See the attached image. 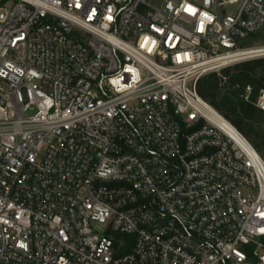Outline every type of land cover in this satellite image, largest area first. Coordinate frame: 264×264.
<instances>
[{"label":"built area","instance_id":"built-area-1","mask_svg":"<svg viewBox=\"0 0 264 264\" xmlns=\"http://www.w3.org/2000/svg\"><path fill=\"white\" fill-rule=\"evenodd\" d=\"M152 1L0 0V264H264V159L196 89L264 0Z\"/></svg>","mask_w":264,"mask_h":264},{"label":"trees","instance_id":"trees-1","mask_svg":"<svg viewBox=\"0 0 264 264\" xmlns=\"http://www.w3.org/2000/svg\"><path fill=\"white\" fill-rule=\"evenodd\" d=\"M246 85L252 86L249 100L242 98ZM197 93L229 120L264 158V111L253 101L264 89V58L235 63L219 72L201 76Z\"/></svg>","mask_w":264,"mask_h":264},{"label":"rangeland","instance_id":"rangeland-1","mask_svg":"<svg viewBox=\"0 0 264 264\" xmlns=\"http://www.w3.org/2000/svg\"><path fill=\"white\" fill-rule=\"evenodd\" d=\"M149 2H153L152 0H148ZM256 38L253 39V37H248L247 39H245L244 41H240V45L241 46H246L249 45L252 42H256L258 40H260L261 38H264V26H262V28L260 29V34L259 35H255ZM28 114H32V111H28ZM264 159V158H262Z\"/></svg>","mask_w":264,"mask_h":264}]
</instances>
